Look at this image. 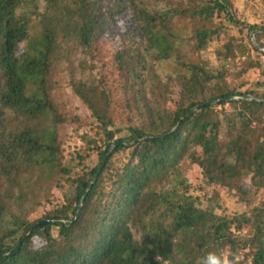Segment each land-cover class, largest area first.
I'll use <instances>...</instances> for the list:
<instances>
[{
    "label": "trees",
    "instance_id": "1",
    "mask_svg": "<svg viewBox=\"0 0 264 264\" xmlns=\"http://www.w3.org/2000/svg\"><path fill=\"white\" fill-rule=\"evenodd\" d=\"M175 1L150 12L140 0H0V264H264V22H242L232 0ZM179 20L190 22L186 37L172 29ZM226 24L246 31L256 54L233 79L262 75L242 91L200 59L214 43L221 65L235 58ZM108 42L126 118L110 116L101 77L75 83L96 126H74L81 144L67 164L59 129L80 121L50 96L61 45L95 62ZM171 48L185 73L157 109L151 94L165 89L154 69ZM225 106L232 116L216 112ZM185 158L245 213L209 211L180 173Z\"/></svg>",
    "mask_w": 264,
    "mask_h": 264
},
{
    "label": "rangeland",
    "instance_id": "2",
    "mask_svg": "<svg viewBox=\"0 0 264 264\" xmlns=\"http://www.w3.org/2000/svg\"><path fill=\"white\" fill-rule=\"evenodd\" d=\"M175 0H140L139 8H144L150 12H160L166 7H175ZM233 9L235 11L236 16L242 20V22L247 25H260L264 22V0H232ZM43 4L40 3L41 10L43 9ZM37 21L36 17H33L32 25H34ZM229 29V37L236 39L237 41L234 43L236 45L235 58L230 59L224 65H221L215 58L214 51L219 46V43L211 44L202 54L200 58L202 61L206 62L211 68L224 73L226 84L230 88H240L248 86L250 83H255L262 79V75L259 71L253 72L252 70L244 74L242 77L236 79L233 74L238 71L240 65L247 61L249 58H255L256 54L249 45V39L247 36V32L244 31L242 34L236 28H232L230 25H227ZM171 29V26L169 27ZM177 33L181 32L184 37H186L187 33L191 30L190 22L188 21H175L174 26L172 28ZM171 29V30H172ZM119 28L113 29L111 33L117 34ZM170 30V31H171ZM32 35H34L31 32ZM251 41L255 44L254 33L250 35ZM106 41V40H105ZM160 43V42H159ZM109 42L106 43L102 51L105 50V54L107 55V50ZM187 51L186 48H184ZM62 57L57 62L56 66L53 69L51 78H50V96L57 107V111L61 116H64L68 120L77 119L80 121L79 124H67V126L61 127L59 141L65 147V153L67 151V159L66 163L70 162L69 155L80 146V141L72 136V129L74 126H80L82 123L84 125H88L91 127L96 126L95 119L91 116V112L86 107L84 102L75 95L73 85L75 83H80L84 80L88 79H102L105 85H110L109 88L113 94V99L110 104V116L116 121L124 120L125 114L123 112V102L121 101L122 93L120 91H116L115 88V74L116 72L113 69L112 60L109 55H101L98 57L95 62L89 59L77 45H70V43L62 44ZM153 51L157 54L158 51L156 48ZM171 62H160L155 66L154 72L158 78L164 79L162 84V88L165 89L162 91L161 89H156L151 94V98L154 101V105L157 109H164L169 105L170 95L174 90H176V78L181 73L184 74L183 68L179 66L176 67L174 64L175 60V52L171 48ZM198 59L195 57V60ZM254 60V59H253ZM113 86V87H112ZM221 109L228 113L229 116H232V113H229V109L227 106L220 108H216V112H220ZM227 114V115H228ZM119 124V123H118ZM123 128V125H116V129ZM200 152L198 153V155ZM117 157V156H116ZM119 157V158H118ZM116 159L119 162L120 156ZM180 173L182 177L186 180L187 186L192 188L193 196L199 197L200 202L204 204V206L211 211L212 209L218 215H229V214H243L245 213V203L240 201L239 196L234 195L232 192H227L223 189H220L217 186L209 185L205 182L201 175V170L197 166L192 165L189 160L186 158L182 160L180 164ZM244 186L249 187V180L244 181ZM65 188L64 185H60L55 196L59 199V193L63 191ZM66 191V188H65ZM259 197H264L263 192L257 193ZM39 215H43V212H40ZM232 231L242 233V231L237 229L236 227L232 228ZM244 254L247 251L243 252ZM243 256H241L238 261H241ZM251 260L249 259L248 262ZM223 264H228L226 261V257H224Z\"/></svg>",
    "mask_w": 264,
    "mask_h": 264
},
{
    "label": "water",
    "instance_id": "3",
    "mask_svg": "<svg viewBox=\"0 0 264 264\" xmlns=\"http://www.w3.org/2000/svg\"><path fill=\"white\" fill-rule=\"evenodd\" d=\"M264 53V50L262 51ZM239 97L235 98V97H230V98H226V99H220L218 101H215V102H211L209 103L210 105L212 104H216V103H220V102H230V101H233V100H237ZM243 99H249V97H242Z\"/></svg>",
    "mask_w": 264,
    "mask_h": 264
}]
</instances>
